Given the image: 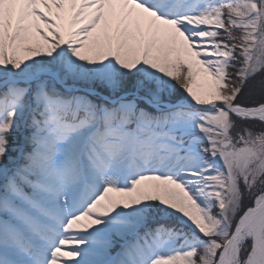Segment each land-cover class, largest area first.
Masks as SVG:
<instances>
[{
    "label": "snow or ice",
    "instance_id": "obj_1",
    "mask_svg": "<svg viewBox=\"0 0 264 264\" xmlns=\"http://www.w3.org/2000/svg\"><path fill=\"white\" fill-rule=\"evenodd\" d=\"M0 264H264V0H0Z\"/></svg>",
    "mask_w": 264,
    "mask_h": 264
}]
</instances>
